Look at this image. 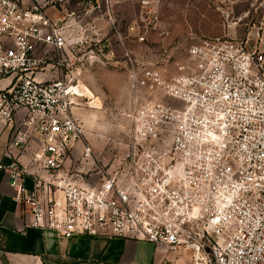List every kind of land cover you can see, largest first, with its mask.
I'll return each mask as SVG.
<instances>
[{"label":"built area","instance_id":"2783aa9c","mask_svg":"<svg viewBox=\"0 0 264 264\" xmlns=\"http://www.w3.org/2000/svg\"><path fill=\"white\" fill-rule=\"evenodd\" d=\"M75 1L0 0V84L9 81L0 124L23 112L10 156L26 139L38 145L28 165L0 163L27 225L66 239L146 241L191 264H264V17L245 24L260 40L253 49L233 36L251 14L264 16V0L239 14L244 0H200L223 18L224 35L193 42L171 79L130 60L126 152L92 185L71 171L79 146L91 156L77 83L36 79L52 60L46 48L64 62L82 43L90 12Z\"/></svg>","mask_w":264,"mask_h":264},{"label":"rangeland","instance_id":"374dc122","mask_svg":"<svg viewBox=\"0 0 264 264\" xmlns=\"http://www.w3.org/2000/svg\"><path fill=\"white\" fill-rule=\"evenodd\" d=\"M252 1L239 3L237 13L250 10ZM79 11L81 16L90 12L83 22L86 33L80 47L65 54L64 62L46 48L52 60L47 72L36 79L77 83L76 92L83 98L74 112L84 125L83 143L91 148V156L85 157L83 146H79L72 157L71 171L92 185L100 180L101 171L109 170L126 152L130 135L127 114L132 103L130 60L158 69L171 79L178 65L186 63L193 42L224 35V20L210 3L200 0H97L94 5L81 0ZM263 17L260 12L251 14L233 36L251 39L248 49H253L252 40L259 37L245 24L253 21L258 26ZM139 36L145 41L138 42ZM260 37L264 42V30ZM65 250L55 243L54 252H50L58 257L54 264H87L61 260L63 256L77 258L84 254Z\"/></svg>","mask_w":264,"mask_h":264},{"label":"crops","instance_id":"0c3cea01","mask_svg":"<svg viewBox=\"0 0 264 264\" xmlns=\"http://www.w3.org/2000/svg\"><path fill=\"white\" fill-rule=\"evenodd\" d=\"M8 83L3 81L0 85L5 87ZM23 116L20 112L15 123L9 126L0 124V163L7 165L18 159L28 165L37 151V142L26 139V144L10 149L12 156L8 154L10 143L25 130L21 125ZM25 182L30 189L31 180L27 178ZM14 197L8 174L0 170V264H54L53 260L58 257L50 252H54L56 242L62 249L66 248L65 252H84L77 258L63 256L61 260H82L87 264H191L190 254L156 247L146 241L90 237L66 239L29 227Z\"/></svg>","mask_w":264,"mask_h":264},{"label":"trees","instance_id":"16d2710c","mask_svg":"<svg viewBox=\"0 0 264 264\" xmlns=\"http://www.w3.org/2000/svg\"><path fill=\"white\" fill-rule=\"evenodd\" d=\"M77 1H80L81 2V0H76L75 2H77Z\"/></svg>","mask_w":264,"mask_h":264},{"label":"bare ground","instance_id":"6f19581e","mask_svg":"<svg viewBox=\"0 0 264 264\" xmlns=\"http://www.w3.org/2000/svg\"><path fill=\"white\" fill-rule=\"evenodd\" d=\"M76 88H77V87H75V91H76Z\"/></svg>","mask_w":264,"mask_h":264}]
</instances>
